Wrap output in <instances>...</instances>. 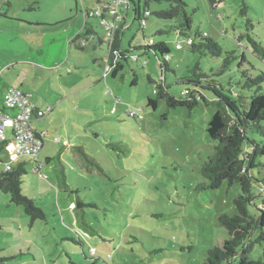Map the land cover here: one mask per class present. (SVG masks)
Instances as JSON below:
<instances>
[{
  "label": "rangeland",
  "instance_id": "374dc122",
  "mask_svg": "<svg viewBox=\"0 0 264 264\" xmlns=\"http://www.w3.org/2000/svg\"><path fill=\"white\" fill-rule=\"evenodd\" d=\"M113 1L0 0V98L6 87L15 85L38 106L53 107L37 122L46 130L40 170L33 158L7 147L0 150V170L6 163H26L23 193L46 214L32 221L0 191L4 264H69V257L78 264H203L208 251L229 237L219 216L238 212L234 200L242 192L240 183L224 181L216 189L202 188L209 182L203 165L215 154L208 127L219 108L218 97L205 89L206 100L192 110L168 108L163 99L156 108L148 102L157 98L155 82L167 84L178 98L186 88L192 89L185 77L196 64L233 90L243 71L264 73V59L237 40L247 31L249 18L250 31L264 46V0H223L217 6L210 0H184L192 19L190 36L198 42L196 33H206L225 51H236L237 59L224 73H219L222 57L193 52L187 45L178 49V41L186 36L160 32L172 22L154 12L167 9L169 3H151L152 14L143 28L134 10L139 5L144 13L145 0H131L121 41L123 69L115 77L106 71L108 46L99 42L105 29L86 16L87 10ZM244 2L246 16L241 14ZM87 22L95 34L82 35L87 39L83 46L71 44ZM150 39L170 48V70L165 71L154 51L144 47ZM242 54L247 61L241 67ZM129 110L139 115L130 116ZM6 134L10 137L11 130ZM247 135L264 140L251 131ZM67 141L75 142L81 163L71 150L61 156ZM243 149L254 151L250 142ZM253 163L255 198L249 211L257 215L264 157L254 156ZM77 202L83 205L75 208ZM262 250L256 244L250 259L260 260Z\"/></svg>",
  "mask_w": 264,
  "mask_h": 264
},
{
  "label": "trees",
  "instance_id": "16d2710c",
  "mask_svg": "<svg viewBox=\"0 0 264 264\" xmlns=\"http://www.w3.org/2000/svg\"><path fill=\"white\" fill-rule=\"evenodd\" d=\"M222 1L210 0L213 6H217ZM153 2H167L170 4L167 9L154 12L159 18L172 22L166 30L160 29V32H175L181 36H186L185 40L192 38L193 43L187 46H190L193 52L198 51L203 54L208 53L212 57H222L223 65L219 73H224L229 65L237 59L236 51H225L216 40L208 35L204 36L202 33L197 32L196 38L198 42L189 35V31L192 30V19L186 11L187 4L184 0H145L144 13L140 9V6H135L136 15L139 20L141 17H145L146 11H149L150 15L152 14L149 6ZM247 9L248 7L244 2L241 9L243 16H246ZM91 11H86L87 18L100 20L97 17L90 16ZM147 18L148 16H146V20ZM124 25L125 19H123L113 45L108 51L107 63L114 77L123 69V63L120 60L124 58L121 49ZM247 25V31L239 34L237 40L238 42H246V45H249L250 51L264 59V46L254 36L253 32L250 31L253 23L249 18L247 19ZM83 31L75 35L70 43L75 44L76 42H80L83 46L87 42V39L82 35L93 36L95 34L94 29L88 26V22ZM99 42L106 44L101 39H99ZM144 47L147 50L154 51L165 71L170 70L168 63L170 48L166 42H155L153 45H146ZM134 60L137 61L138 59L134 58ZM246 61L245 54H242L240 66L242 67ZM242 73V80L236 83L237 89L233 90V86L228 88L215 80V73L210 75L201 69L199 64H196L185 77L187 83L193 84L192 89L186 88L188 93L182 94L178 98L169 92L167 84L155 82L157 98H150L148 102L149 106L156 108L158 101L163 99L166 101L168 108L184 106L192 110L200 105L201 100H206L203 94L205 89L212 90L216 97H218L216 102L219 108L214 113L208 127L210 137L216 142L214 146L215 154L203 165V175L209 182L203 183L202 188L216 189L221 187L224 181H228L230 185L240 183L242 192L234 200L238 212L235 214L223 213L219 216L220 222L226 228L229 237L224 241L223 245L215 246L208 251L203 264H264V178L261 180L263 195L258 208L259 214L252 215L249 211V206L255 198L252 193L255 178L250 175V169L255 167V163H253L254 156L264 157V140L263 142H257L255 139H250L247 135V132L251 131L260 134L264 138V90L262 85L264 73L260 72L254 76L250 74L248 69ZM135 82L133 83L135 84ZM0 106L4 110H7L3 103H0ZM245 142L253 144V153L243 149ZM7 145V141H2L0 150L6 148ZM26 173L25 162L12 165L11 170H0V191L8 193L11 202L23 207L32 221L45 219L46 214L44 210L36 204L33 198L23 193V177ZM81 205H83L82 202H77L75 208ZM90 206H95V204L90 203ZM1 229L2 225L0 223ZM256 244L262 245L263 248L260 260L250 259V253ZM5 259L0 258V264H4ZM69 264L78 263L69 257Z\"/></svg>",
  "mask_w": 264,
  "mask_h": 264
},
{
  "label": "built area",
  "instance_id": "2783aa9c",
  "mask_svg": "<svg viewBox=\"0 0 264 264\" xmlns=\"http://www.w3.org/2000/svg\"><path fill=\"white\" fill-rule=\"evenodd\" d=\"M130 0H114L113 2L105 3L102 8H96L90 12V16L99 18L100 24L105 29L104 41L108 46V50L111 49L115 40L117 31L121 27V23L124 19L122 9L128 8ZM150 12H145V17H141V25L146 26V16H149ZM204 36H207L205 33ZM193 39H187L184 42L179 41L177 48L181 49L184 45H191ZM155 41L150 39L146 41V45H153ZM240 46L245 47L246 44L239 42ZM109 66H107V70ZM183 94L188 93V90H184ZM3 104L9 109L4 110L0 106V139L1 141H7V148L14 152L16 155L28 156L39 162V155L44 147V133L39 132L33 126V121L42 119L52 112L51 106L41 107L38 106L32 99V96L23 91L18 86H10L4 93ZM139 111H142L140 108ZM139 111L129 110L130 116L139 115ZM11 130V136L7 137V130ZM37 165L38 170L42 167L41 163ZM12 165L6 163L5 170H11Z\"/></svg>",
  "mask_w": 264,
  "mask_h": 264
},
{
  "label": "crops",
  "instance_id": "0c3cea01",
  "mask_svg": "<svg viewBox=\"0 0 264 264\" xmlns=\"http://www.w3.org/2000/svg\"><path fill=\"white\" fill-rule=\"evenodd\" d=\"M130 3H131V0H130ZM222 4V2L221 3H219L218 5H221ZM139 6V5H138ZM131 8V4H129V7L128 8H125V11H124V19H125V25H124V28H123V34H122V37H123V35H124V30H125V28L127 27V19H128V15H129V13H130V9ZM136 10V9H135ZM134 10V13L136 14V11ZM243 49H248V50H250L249 49V45L247 44L245 47H242ZM108 60V59H107ZM62 63H64V62H62ZM59 64H61V63H59ZM58 66V65H57ZM90 87V86H89ZM7 88V87H6ZM6 88H5V90H6ZM4 93V92H3ZM0 103L2 104L3 103V95H2V97L0 98ZM53 108V107H52ZM46 117V116H45ZM40 120H42V119H37V120H34L33 121V126L35 127V129L36 130H38V131H40V132H43V133H46V130H41L42 129V127H41V125L39 124V123H37V122H39ZM47 129V128H46ZM46 136V135H45ZM75 142H72V141H67L66 142V145H65V148H64V150H62V152L60 153L61 154V156H62V154L66 151V150H71V152H72V154L75 156V158H77V160L81 163V161H82V159H81V156H80V151H79V149L77 150L76 149V146H75V144H74ZM45 148V143H44V147H43V149ZM42 149V150H43ZM40 155H41V153H40ZM39 155V157H38V159H40V156ZM50 158H47V161L49 160ZM37 163H41V164H43L42 163V161L41 160H39V162H37Z\"/></svg>",
  "mask_w": 264,
  "mask_h": 264
}]
</instances>
